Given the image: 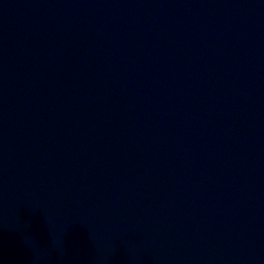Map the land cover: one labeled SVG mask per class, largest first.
I'll list each match as a JSON object with an SVG mask.
<instances>
[{"label": "water", "instance_id": "1", "mask_svg": "<svg viewBox=\"0 0 264 264\" xmlns=\"http://www.w3.org/2000/svg\"><path fill=\"white\" fill-rule=\"evenodd\" d=\"M0 264H264V0H0Z\"/></svg>", "mask_w": 264, "mask_h": 264}]
</instances>
